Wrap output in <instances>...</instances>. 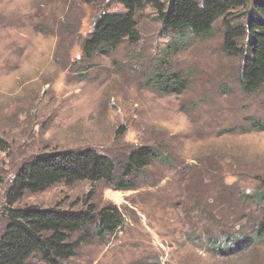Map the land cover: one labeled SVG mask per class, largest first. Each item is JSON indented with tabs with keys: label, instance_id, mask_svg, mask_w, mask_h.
Masks as SVG:
<instances>
[{
	"label": "rangeland",
	"instance_id": "rangeland-1",
	"mask_svg": "<svg viewBox=\"0 0 264 264\" xmlns=\"http://www.w3.org/2000/svg\"><path fill=\"white\" fill-rule=\"evenodd\" d=\"M245 11L228 19L245 24ZM123 12L115 0H0V236L12 181L37 156L91 149L119 172L149 146L170 163L133 175L132 191L61 183L14 207H117L121 229L103 240L90 228L73 235L83 242L60 264H264L255 237L264 204L254 199L264 129L251 127L264 123V84L241 88L243 60L223 51V19L209 38H175L149 6L135 13L136 39L86 59L96 19ZM156 71L183 80V92H159L149 81ZM26 264L45 263L34 255Z\"/></svg>",
	"mask_w": 264,
	"mask_h": 264
},
{
	"label": "trees",
	"instance_id": "trees-1",
	"mask_svg": "<svg viewBox=\"0 0 264 264\" xmlns=\"http://www.w3.org/2000/svg\"><path fill=\"white\" fill-rule=\"evenodd\" d=\"M115 1L124 12L103 14L96 19L82 45V54L86 59L97 53H113L124 41L136 39L135 13L149 6L158 14L163 28L175 38L184 36V33L197 39L209 38L214 24L223 19V51L230 57H241L243 60L239 78L241 88L251 94L264 84V0ZM237 10H246L245 24L228 19ZM149 81L164 95L181 94L186 87L183 80L161 71H156ZM251 127L263 130L264 123L252 122ZM6 147V142L0 138V151ZM153 161L170 163L152 147L142 146L129 153L119 172L111 157L91 149L41 154L23 165L6 195L7 224L0 236V264H26L34 255L45 264H60L74 257L83 242L81 238L71 241L73 235L90 228L94 237L103 240L123 226V218L114 205L100 210L94 205H87L77 211L14 207L26 193L38 194L57 184L69 186L83 181L93 184L105 182L116 191H132L134 184L129 178ZM254 199L258 204H264V181ZM255 237L264 241V217L255 230Z\"/></svg>",
	"mask_w": 264,
	"mask_h": 264
}]
</instances>
